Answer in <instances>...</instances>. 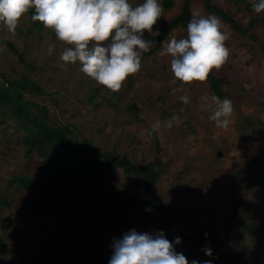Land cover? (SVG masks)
<instances>
[{
    "label": "rangeland",
    "instance_id": "rangeland-1",
    "mask_svg": "<svg viewBox=\"0 0 264 264\" xmlns=\"http://www.w3.org/2000/svg\"><path fill=\"white\" fill-rule=\"evenodd\" d=\"M129 2L135 6L143 0ZM212 2L245 28L264 18V11H250L243 0ZM183 5L184 0H175L153 31L160 34ZM191 12L210 13L202 0L192 1ZM218 18L230 52L213 73L227 82L223 91L233 102L227 128L209 119L213 109L202 99L214 94L208 79L188 84L174 79L171 57L160 54L159 34L144 33L143 38L152 43L142 53L140 70L120 90L111 91L83 73L79 62H62L59 56L67 45L42 22L34 27L27 12L14 32L0 22V79L27 77L41 87L43 94L28 93L26 99L45 108L53 125L67 127L71 137L88 141L97 156L112 152L128 156L139 166L160 159L157 193L170 205L186 209L205 229L221 233L237 207L230 249L242 253L245 264H264V184L251 186L248 177L253 162L257 177L264 180V26L257 24L248 35H240ZM186 34L177 28L164 41ZM50 44L55 45L51 55ZM181 95L188 96L189 102L183 103ZM172 115L179 120L168 128ZM157 121L159 127L153 131ZM29 135L10 106L0 104V238L4 242L0 264H108L113 238L132 229L162 230L170 241L180 237L175 250L189 262L211 259L221 264L214 248L179 227L178 216L134 207L144 199L141 179L115 168L92 180L89 188L74 191L50 175L42 153L29 148ZM21 178L37 181L38 195L18 185ZM94 206L118 213L113 231H91L94 220L88 216ZM79 218L86 219L89 234H83ZM251 223L256 233L249 232ZM206 246L212 256L205 255Z\"/></svg>",
    "mask_w": 264,
    "mask_h": 264
},
{
    "label": "clouds",
    "instance_id": "clouds-1",
    "mask_svg": "<svg viewBox=\"0 0 264 264\" xmlns=\"http://www.w3.org/2000/svg\"><path fill=\"white\" fill-rule=\"evenodd\" d=\"M34 10L33 21L51 29L55 37L67 46L59 59L65 63L79 62L80 70L98 84L111 91L121 89L123 82L141 68V56L152 43L144 39V33L159 34L153 25L162 16L161 0H143L133 6L129 0H0V22L9 32H14L20 18ZM255 13L264 11V0H253ZM220 19L212 13L193 15L187 23L186 36L162 41L161 55H169L170 69L181 84L206 81L213 69L220 68L229 56L228 39ZM54 44L48 47L51 55ZM179 88L173 91H179ZM179 99L188 103L189 98ZM213 110L209 119L220 128H227L233 112L230 98L221 99L215 94L203 97ZM179 117L168 118L171 128ZM157 121L152 125L155 131ZM180 237L172 241L162 230L155 233L138 232L135 229L113 238L112 254L108 264H213L211 259L189 260L175 250ZM212 256V249H203Z\"/></svg>",
    "mask_w": 264,
    "mask_h": 264
},
{
    "label": "trees",
    "instance_id": "trees-1",
    "mask_svg": "<svg viewBox=\"0 0 264 264\" xmlns=\"http://www.w3.org/2000/svg\"><path fill=\"white\" fill-rule=\"evenodd\" d=\"M192 1L184 0L182 12L161 29L156 39L158 43L164 41L177 28L186 30L187 23L193 16L191 12ZM202 1H204L206 9L210 13H214L220 17L222 21L228 23L240 35H248L251 31L250 29L257 24L261 23L264 26L263 18L261 20L254 19L251 28H245L230 13L214 5L212 0ZM243 1L248 3L247 0ZM161 3L163 11H168L174 6L175 0H162ZM248 8L250 11H253L252 3L249 4ZM28 12L32 20L34 10L29 9ZM32 22L34 27H39V21L32 20ZM253 38L255 37L253 36ZM207 79L212 86L214 94L220 98H225L223 87L227 82L217 78L213 70ZM28 93L39 95L43 94V90L32 83L27 77L6 82H2L0 79V104L10 106L11 113L30 134L28 137L29 148H36L42 153L48 163L50 175L53 178L66 186H70L72 190L77 191L92 186V180L104 175L108 170L121 169L127 175L135 176L143 182L144 199L134 206L135 208H148L178 216L179 227L184 232L191 234L194 240L214 248L220 256L221 264H245L243 254L233 252L230 249V242L232 240L231 228L235 217L239 214L237 207L232 216L233 218H231L221 233L216 230L205 229L190 217L186 209L170 205L157 193L155 185L159 177V171L162 170L160 159H156L147 165L139 166L131 161L128 156L120 157L112 152H104L100 156H97L96 152L98 151L88 141L81 142L71 137V131L67 127L53 125L45 108L26 99V94ZM248 175L251 186L264 184V180L257 177L253 162L249 168ZM18 185L30 189L35 195L39 193V184L35 180L21 178ZM117 216V212L107 207H92L88 216L94 220L91 231H95L98 228L113 231V219ZM253 220L254 218L251 217V222ZM79 222L83 234H89L90 230L86 227V219L79 218ZM248 230L250 233H256V228L252 223L248 225ZM3 244L4 242L0 238V245Z\"/></svg>",
    "mask_w": 264,
    "mask_h": 264
}]
</instances>
